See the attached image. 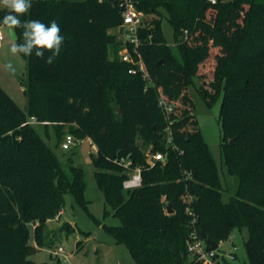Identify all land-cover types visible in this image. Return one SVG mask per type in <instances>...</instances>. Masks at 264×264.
Here are the masks:
<instances>
[{"label":"trees","instance_id":"trees-1","mask_svg":"<svg viewBox=\"0 0 264 264\" xmlns=\"http://www.w3.org/2000/svg\"><path fill=\"white\" fill-rule=\"evenodd\" d=\"M132 1L143 14L154 15L138 29V53L134 43H126L143 60L148 77L131 73L137 67L132 62L110 58L109 30L124 22L119 0H32L29 14L21 17L55 20L64 44L51 65L34 53L23 56L25 110L0 86V264H37L30 258L36 251L30 240L43 244L46 223L61 215L66 194L89 211L84 168L72 157L63 164L50 144V127L56 146L67 133L97 146L92 160L109 207L104 215L120 220L102 227L127 246L137 264H204L190 258L191 233L210 250L205 238L219 247L236 228L248 229L249 261L221 260L217 253L214 264H264V0ZM162 11L173 27L174 46L164 35ZM5 14L0 10V19ZM15 34L23 42L22 29ZM212 48L219 49L213 77L199 93L209 106L222 98V156L237 178L228 201L189 94ZM161 93L176 102L173 130L183 153L166 148ZM32 118L45 127L46 138L35 124H24ZM150 144L168 151L165 164L147 166L144 149ZM117 156L143 166L141 186L124 188L128 172L114 161ZM186 193L193 196L190 204ZM169 204L173 213L167 212Z\"/></svg>","mask_w":264,"mask_h":264},{"label":"rangeland","instance_id":"rangeland-1","mask_svg":"<svg viewBox=\"0 0 264 264\" xmlns=\"http://www.w3.org/2000/svg\"><path fill=\"white\" fill-rule=\"evenodd\" d=\"M0 10L4 9L0 8ZM162 12L164 14L162 21L164 35L168 43L174 46L173 27L165 11ZM153 18L154 15L144 14L143 24L148 25ZM0 30L4 36V39L0 40V86L25 110L27 108V96L24 92L25 88L20 82V77L27 70V61L23 56L11 54L9 49L14 40L12 34L5 27H0ZM109 32L114 37L113 42L109 45L110 58H120L123 47L132 36L121 31L120 27H113ZM217 54H219V49L212 48L210 57L201 64L199 76L195 77V85L190 88L189 94L196 104L195 113L199 125L219 167L224 188V200L228 201L235 192L237 178L228 173L222 156V126L220 122L222 98L220 97L214 105L209 106L199 93L201 85L204 83L208 87L212 80V70L216 65ZM7 62L13 64L14 73L5 70L4 65ZM35 127L46 138L45 127L38 123L35 124ZM50 133L52 136L50 144L63 164L66 165L68 157H72L76 165L84 168L87 183L85 196L90 201L88 204L90 212L79 205L72 194H66L64 213L46 223L43 244H36L34 237L30 240L36 246V251L30 255V258L37 264H65L61 260L65 256L68 257L70 264H137L127 246L118 243L115 237L102 227L103 224L118 225L120 220L113 215L107 217L104 215L105 209L109 207L105 203L104 195L95 178L92 154H96L97 150L93 147V142L89 138H84L71 145L69 150H65L61 145L56 146L57 138L53 127H50ZM66 222L71 223L72 227L60 231ZM31 227L33 235L34 225ZM248 237L247 229H234L229 238L219 243L217 248L219 258L221 260L226 258L235 262H248L245 247V241ZM60 246L64 249L63 253L58 251Z\"/></svg>","mask_w":264,"mask_h":264},{"label":"built area","instance_id":"built-area-1","mask_svg":"<svg viewBox=\"0 0 264 264\" xmlns=\"http://www.w3.org/2000/svg\"><path fill=\"white\" fill-rule=\"evenodd\" d=\"M120 6L122 8L123 14V26L125 29L130 30L131 39L130 42L134 43V52L138 53L137 47L139 45V38H138V29L143 23V13L138 10L132 0H119ZM212 3L217 2V0H210ZM4 36L0 30V40H3ZM128 42V41H127ZM126 42V43H127ZM121 59L127 62H132L137 67L131 68L129 71L131 73H135L138 70L141 71L145 77H148V71L146 66L141 58L136 59L126 44L123 47ZM159 106L161 107L162 111L164 112L166 119H167V126L164 129V142L166 144L167 150H174L178 151L179 153H183V150L179 148L178 144L175 142V135L173 130V124L176 122V118L174 115L176 113V102L170 100L169 98L162 95L159 96ZM27 123H40L36 118H32ZM46 123V122H41ZM79 139H77L72 133H67L61 147L65 150H69L71 145L78 143ZM93 147L96 148L97 146L93 144ZM145 153V162L148 167H152L156 165L158 162L165 164L167 162L168 151H161L156 150L153 144L148 145L144 149ZM114 161L119 165L123 166L127 172L128 177L124 181V188L125 189H134L142 185V165H135L132 158L129 156H117ZM192 173H188V176L191 177ZM183 199L190 204L193 201V196L189 193H186L183 196ZM189 214H192L190 206L188 205L187 208ZM58 251L63 253V247H58ZM188 251L191 255H194L197 260L204 264H214L217 261V251L216 249H208L205 242L200 239L195 231L191 233L190 238L188 239ZM67 257V256H66ZM68 258V257H67Z\"/></svg>","mask_w":264,"mask_h":264},{"label":"clouds","instance_id":"clouds-1","mask_svg":"<svg viewBox=\"0 0 264 264\" xmlns=\"http://www.w3.org/2000/svg\"><path fill=\"white\" fill-rule=\"evenodd\" d=\"M32 7V0H0V8L6 9V14L0 19V27L7 28L14 33L17 28L22 29V41L13 40L9 51L13 56L30 57L33 55L44 59L48 65L60 55L64 44V36L58 23L53 20L45 24L40 20L24 19ZM49 53V55H45ZM6 71L15 72L11 62L4 65Z\"/></svg>","mask_w":264,"mask_h":264},{"label":"water","instance_id":"water-1","mask_svg":"<svg viewBox=\"0 0 264 264\" xmlns=\"http://www.w3.org/2000/svg\"><path fill=\"white\" fill-rule=\"evenodd\" d=\"M120 30L121 31H125L127 34L130 33V30H128V29L126 30L125 29V26H123V25L120 27ZM11 34H12L13 39L16 40V34H15V32L14 33H11ZM234 141H235V139H232L231 140V144H234ZM167 212L168 213H173V209H172V205L171 204H169L168 209H167ZM70 227H72V224L69 223V222H66L62 226V228L60 229V231L68 230ZM205 239H206L207 243L210 244L214 249H217L218 248V244L217 243L211 241L210 239H207V238H205ZM190 258L191 259H194L195 257H194V255H191ZM63 261L68 264L67 258H64Z\"/></svg>","mask_w":264,"mask_h":264},{"label":"crops","instance_id":"crops-1","mask_svg":"<svg viewBox=\"0 0 264 264\" xmlns=\"http://www.w3.org/2000/svg\"><path fill=\"white\" fill-rule=\"evenodd\" d=\"M64 213V209H63V211H62V213H61V215ZM60 215V216H61ZM52 220H54V219H52ZM50 221V220H49ZM244 229H247V228H244ZM247 231H248V229H247ZM64 258H67L66 256L65 257H63L61 260H62V262L63 263H65L63 260H64ZM67 261H68V264H70V262H69V259L67 258ZM65 264H67V263H65Z\"/></svg>","mask_w":264,"mask_h":264}]
</instances>
